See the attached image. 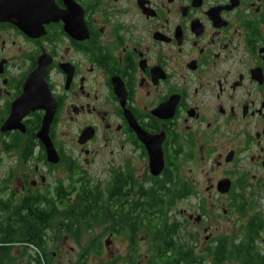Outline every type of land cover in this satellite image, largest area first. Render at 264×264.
Returning a JSON list of instances; mask_svg holds the SVG:
<instances>
[{
  "label": "flooded vegetation",
  "instance_id": "flooded-vegetation-1",
  "mask_svg": "<svg viewBox=\"0 0 264 264\" xmlns=\"http://www.w3.org/2000/svg\"><path fill=\"white\" fill-rule=\"evenodd\" d=\"M74 2L84 22L74 35L66 31L63 20L33 30L0 22V138H4L0 171L6 154L14 160L0 175V224L18 222L15 207L26 197L55 196L59 181L68 188L81 164L56 138L54 129L66 113L72 122L82 117L91 120L78 132L93 129L94 136L85 144L78 137L87 165L95 154L87 147L98 139L100 125L108 157L120 161V152L127 153V146L134 150L135 174L124 159L123 164L114 163L107 185L115 175L132 174L135 185L129 183L124 190L135 187V194L142 187L150 189L157 176L151 174L148 150L133 125L152 135L163 134L165 166L173 172V180H181L191 193L177 204L198 196L197 213L189 212V221L200 236L205 233L204 240L212 248L221 236L231 244L240 243L255 219L264 221V212L252 214L258 193L264 200V0ZM55 3L67 9L64 0ZM42 56L51 60L45 78L57 101L50 133L60 154L57 164L48 161L37 138L44 110L24 118L25 132L1 130ZM161 111L165 117L156 114ZM33 121H39L35 139L30 135ZM42 156L45 171L62 166L67 176L50 182L49 173L38 164ZM142 163L147 167L145 177L137 173L136 166ZM80 169L78 173L89 177L84 167ZM225 179L231 186L222 194L219 184ZM221 197L233 210L246 214L232 236H215L208 223L212 217L205 203L212 200L219 211L224 203L215 206L214 200ZM141 239L146 241L144 235ZM193 239L184 247L203 256L201 237ZM22 243L19 239L13 244ZM255 246L264 254V229ZM11 257L22 264L13 248Z\"/></svg>",
  "mask_w": 264,
  "mask_h": 264
},
{
  "label": "trees",
  "instance_id": "trees-1",
  "mask_svg": "<svg viewBox=\"0 0 264 264\" xmlns=\"http://www.w3.org/2000/svg\"><path fill=\"white\" fill-rule=\"evenodd\" d=\"M38 123L31 124L33 139ZM164 168L162 176L154 177L150 189L142 187L136 194L135 187L124 190L129 183L135 185L132 174L115 175L102 189L100 185L93 186L88 176L73 171L68 188L59 181L55 196L26 197L15 207L18 222L0 224V264H17L12 261L11 250L19 239L27 247L44 246L48 233L55 227L80 243L84 230L101 225H106L115 235H127L133 254L124 264H142L138 258L143 235L149 244L147 264H226L233 259L239 264H264V254L255 246L264 229V221L258 217L247 228L245 239L236 245L221 236L213 248H206L203 256L184 247L180 241L181 223L171 218L170 211L182 197L191 193L181 180H173L169 168ZM100 242L92 244L94 251L99 249ZM85 254L88 255V251Z\"/></svg>",
  "mask_w": 264,
  "mask_h": 264
},
{
  "label": "rangeland",
  "instance_id": "rangeland-1",
  "mask_svg": "<svg viewBox=\"0 0 264 264\" xmlns=\"http://www.w3.org/2000/svg\"><path fill=\"white\" fill-rule=\"evenodd\" d=\"M76 122H72L69 120L68 115L63 113L62 121L56 126L55 133L57 141L60 145H62L65 151L75 158L81 166L84 167L83 170L87 172L89 177L91 178L92 185L98 186L100 185L102 189L107 186V183L111 179V171L114 168V163L123 164L125 161L127 165L132 170V173L135 174V160L131 157L135 158V155L132 152L134 150L127 146L125 151L120 152L119 159L117 157H113L112 155L108 157L105 151V143L103 142L102 134H103V126L100 125V133L98 139L92 143L88 149H90L93 153L91 156V165H87L82 158L84 154L82 150V145L78 143V137L80 133V128L85 124L90 122L85 121V117L79 118L75 120ZM3 139L0 138V146L3 144ZM2 152V149L0 148ZM130 151V152H129ZM98 153V155H97ZM6 154V153H3ZM125 159V161H124ZM2 166L0 175H2L8 166H12L14 160H10L7 157V154L2 159ZM84 163L85 165H83ZM39 167L43 172L45 171V164L43 156L41 157L40 161H38ZM126 166V165H125ZM75 169L74 172H78L81 169ZM137 173L141 177H145L147 174V167L144 163L139 164L136 166ZM47 169V168H46ZM82 171V170H81ZM188 169L185 170L188 173ZM49 173V181L53 182L55 179H61L67 176V172L64 167L59 166L53 172ZM70 174V173H69ZM68 174V175H69ZM17 176V174H15ZM48 183L49 185L51 183ZM257 201L256 206L252 210V214L256 212H264V200L258 193V196L254 198ZM262 199V200H261ZM204 200H209L205 198ZM228 199L226 197H221L218 200H214L216 205L221 203L223 204V208L227 210V213H224V209H220L218 211L217 208L212 207V200L210 201L211 204L206 205L207 209L206 212L212 217L210 218V225H212V231L214 235H233L236 234L237 228L241 225L239 221L244 220L243 212H237L233 210L231 206L228 204L226 205V201ZM203 202V201H202ZM198 204V196L189 198L187 201L179 202L171 211V218L175 219L182 223L183 230L180 240L182 244L191 242L194 235L193 241H199L201 237V242L204 245V249H206L209 243L205 242V233L200 234L197 232V228L195 227L194 222L189 221L188 213L194 211L195 215L197 211L194 209ZM229 217H226V216ZM248 215V214H247ZM244 224H242L241 229H243ZM186 231V232H185ZM184 232V233H183ZM241 232V231H239ZM189 234V236H188ZM239 236V235H238ZM236 236V237H238ZM100 240L101 246L99 249L97 248L95 251L92 249V244L94 242ZM190 243L187 244L189 247ZM149 244L147 241H141L140 243V257L138 258L139 262L142 264H147L149 260V253H148ZM85 251H88V255L85 254ZM13 252L14 257L20 263H27V264H124L127 260V257L133 254L132 248L129 244V240L126 234H117L115 235L110 228L106 225L96 226L92 228V230H84L82 232L81 241L80 243L77 242L73 237H70L67 234L60 233L56 230L55 227L51 229L48 233L46 238V243L44 246H30L27 247L24 244L21 245H13ZM159 264H161L159 262ZM226 264H238L237 261L231 260Z\"/></svg>",
  "mask_w": 264,
  "mask_h": 264
},
{
  "label": "water",
  "instance_id": "water-1",
  "mask_svg": "<svg viewBox=\"0 0 264 264\" xmlns=\"http://www.w3.org/2000/svg\"><path fill=\"white\" fill-rule=\"evenodd\" d=\"M64 1L67 4L66 10L59 9L55 0H0V22H11L19 28L33 30L39 24L63 20L66 31L74 35L80 30V26L84 25L83 13L74 0ZM50 62L51 60L45 56L39 59L37 68L29 74L25 82L24 92L12 103L10 116L1 130L2 132L14 130L25 132L24 118L30 112L44 110L45 115L37 138L46 150L48 161L57 164L60 161V154L50 134L57 110V101L45 78ZM156 114L165 117L163 112H156ZM133 128L148 150L151 174L159 176L165 167L162 147L164 135L149 134L136 123ZM93 134L92 128H86L80 135L79 143L85 144L94 136ZM230 186L229 179L222 180L219 184V191L226 194Z\"/></svg>",
  "mask_w": 264,
  "mask_h": 264
}]
</instances>
